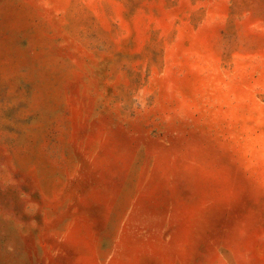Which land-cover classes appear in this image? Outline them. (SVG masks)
Instances as JSON below:
<instances>
[{"label":"rangeland","instance_id":"374dc122","mask_svg":"<svg viewBox=\"0 0 264 264\" xmlns=\"http://www.w3.org/2000/svg\"><path fill=\"white\" fill-rule=\"evenodd\" d=\"M0 264H264V0H0Z\"/></svg>","mask_w":264,"mask_h":264}]
</instances>
